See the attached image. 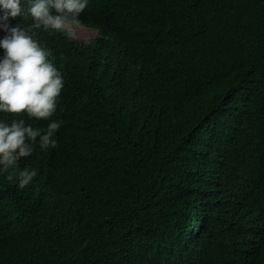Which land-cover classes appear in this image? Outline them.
I'll list each match as a JSON object with an SVG mask.
<instances>
[{
	"label": "trees",
	"instance_id": "trees-1",
	"mask_svg": "<svg viewBox=\"0 0 264 264\" xmlns=\"http://www.w3.org/2000/svg\"><path fill=\"white\" fill-rule=\"evenodd\" d=\"M78 19L96 37L32 29L63 75L55 115L0 111L63 121L18 161L28 185L0 172V264H264V0H88Z\"/></svg>",
	"mask_w": 264,
	"mask_h": 264
},
{
	"label": "clouds",
	"instance_id": "clouds-1",
	"mask_svg": "<svg viewBox=\"0 0 264 264\" xmlns=\"http://www.w3.org/2000/svg\"><path fill=\"white\" fill-rule=\"evenodd\" d=\"M87 4L88 0H27L25 6L22 0H0V30L6 33L0 39V48L5 50L0 59V111L26 112L29 118L44 120L55 115L63 75L49 59L51 50L38 43L32 29L66 31L68 39L75 40L69 38L67 28H86L78 17ZM50 9L58 14H51ZM18 16H30L34 23L30 28L10 26V18ZM62 124L63 121H52L45 130L27 125L24 119H14L10 124L0 122V172L8 173L9 182L18 179L19 187L24 188L33 180L36 169H20L18 161L33 153L37 138L43 151L57 147L53 137Z\"/></svg>",
	"mask_w": 264,
	"mask_h": 264
},
{
	"label": "rangeland",
	"instance_id": "rangeland-1",
	"mask_svg": "<svg viewBox=\"0 0 264 264\" xmlns=\"http://www.w3.org/2000/svg\"><path fill=\"white\" fill-rule=\"evenodd\" d=\"M67 30L69 32V38L75 39V40L92 38L96 36L95 31L83 28L80 25L69 26Z\"/></svg>",
	"mask_w": 264,
	"mask_h": 264
}]
</instances>
